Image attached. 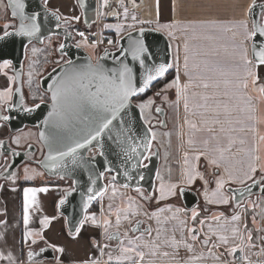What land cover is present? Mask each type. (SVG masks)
<instances>
[{"label": "crops", "instance_id": "0c3cea01", "mask_svg": "<svg viewBox=\"0 0 264 264\" xmlns=\"http://www.w3.org/2000/svg\"><path fill=\"white\" fill-rule=\"evenodd\" d=\"M264 0H256V4ZM7 3V0H5ZM252 0H135V6L132 0H123L121 5L120 0H108V5H104L103 12L99 16L96 24L92 26L94 35H114L117 38L122 37L126 33L143 28L151 27L160 29L165 24H175L180 21V26L170 29L159 30L166 34L173 48V61L179 64V77L181 85L188 83V77L185 75L184 59H185V44L188 45V56L190 69L194 63H198L204 59L212 61L219 72L227 75H215L214 79H219L221 84L218 89L208 88L204 89L201 81L194 80L193 87L189 88L187 95L190 98V106L186 112L184 109V100L181 99L179 107L175 105L177 99L176 89L171 88L166 92L161 91L165 85L172 82L175 77L166 83L160 89L162 98L167 96L164 105L160 106L166 110L168 119L164 131L166 132L165 147L161 151V162L159 167V174L162 180L156 181L155 191L152 197L145 199L146 193L134 191L130 188H125L117 184L113 180L107 181V191L98 200V210L88 212L87 215L95 214L97 224L101 227L94 226L91 220L84 223L80 229L79 234H71L67 228L65 217L59 213L58 203L63 198L64 192L69 189L65 180L51 179L44 171L37 165L32 164L37 168L39 173L43 175H35L33 179L23 180L19 169L16 173L18 177L15 182L11 179L4 180L0 177V253H3L4 258H0V264H27V253L29 250H38L40 248L54 245L57 248H62L63 253L55 252V259L44 261L38 264H88L93 259H99L101 264H106L108 261V252H112V264H116L115 257L120 255L117 248V241H106L103 236V220L108 218L112 224L109 227V232H116V217L110 215L109 205L111 204L114 211L120 207H128L132 205L129 213H121V226L119 232L121 234L127 232L128 238H124L125 245L128 244V239L136 240L135 243L139 246V250L144 251L145 257L140 264H176L179 260L180 264L193 257H203L195 260L194 264H236L234 255L230 254L228 249L234 246H239L243 251L242 257H246L241 264H264V208L258 202L262 196H253L244 200L239 208L235 207L233 199H230L228 204H207L204 199L203 181L197 179L191 186H184L197 192L199 195V203L192 209H187L183 203L181 195L170 196L165 199H159V187L161 182L165 185L169 183H178L183 178V173L193 166H197V170L209 179V191L215 188L214 177L209 173L214 169L208 165V161L203 156L197 162L195 156L205 150H211L217 146L226 149L229 146L228 136L235 139V143L231 145V152L225 151L226 157H231L232 164L237 168H246L248 163V154L259 156L261 159L256 161L259 169L260 164H264V143L259 141V136L264 135V97L257 90H253L252 85L249 84L247 90L243 88L237 89L232 81L235 77L234 72L242 74L243 69L238 67L237 62H233L228 58L226 49L230 52L233 43L230 32L224 31L231 26V22L241 19H247L249 26L252 24V13L247 12V8L251 5ZM48 7L53 11H57L61 17H66L73 23L83 25L82 11L77 0H48ZM124 7L128 9V16H124ZM10 13V10L8 9ZM159 12V15H157ZM253 12V10H252ZM113 13L118 15L114 16ZM2 14V13H0ZM135 15L137 19L132 20ZM79 17V20L73 19ZM216 21V26L210 29H202L199 27L200 22ZM150 23H146L149 22ZM145 22V23H142ZM194 22L196 25L195 31L187 33L182 31L184 25ZM4 23L0 20V25ZM112 27H108V26ZM116 25H122L121 33L116 31ZM134 25V27H130ZM172 35H169V33ZM204 35H211L213 39H204ZM97 49V53L100 50ZM251 58V52L249 53ZM27 59V58H26ZM202 67V66H201ZM193 70V75L198 73ZM261 77L260 84H264V66L255 69ZM12 76V68H0V91L5 90L6 87L12 86L8 81L7 76ZM228 81L229 83H225ZM259 85H257V88ZM15 86H13V91ZM218 93V94H217ZM197 94V95H194ZM203 94L213 96L207 103L211 108H215L220 104V119L224 120L226 115L234 121L240 123H233L232 125L224 124L225 128H237L254 126L255 132H229L225 134L220 133V124L206 125L204 119L199 115L203 109H194V104H203L201 99ZM251 96L252 100L249 104L247 97ZM227 104L229 113L225 114L223 105ZM28 105V104H27ZM30 106V105H28ZM251 108L254 111H247L245 109ZM196 111L197 115H192ZM208 118L214 116V113H207ZM252 116L254 119L249 120ZM191 120L195 123L196 128H190L186 122ZM3 127H0V141L2 133L10 132L9 127L0 122ZM155 127V126H154ZM207 127H213L212 133L207 132ZM11 134V133H10ZM215 135L220 137L219 145L216 140L211 137ZM7 138V137H6ZM4 138V139H6ZM38 138V136H37ZM10 140V138L8 137ZM240 139H244L245 143L240 144ZM189 140L192 143H189ZM209 143L205 145L204 141ZM243 149V151H242ZM185 153L188 154V160L185 161ZM219 155V153H215ZM3 170L0 171V174ZM222 171V169H220ZM261 173L258 170L255 174V179H260ZM23 183H34L33 185L22 186ZM248 183H251L249 181ZM115 185V195L113 194ZM240 184H226L224 191L228 193V187H243ZM47 188V192H37L35 201L28 209L29 222L27 226L24 223V189L25 188ZM15 189V190H13ZM179 192V189H177ZM253 204L255 207H253ZM103 208V211H101ZM163 209V211H161ZM177 209L181 211L177 212ZM139 212V215H132V211ZM195 210L199 213L196 220L191 219L192 212ZM157 214L159 222L157 221ZM176 214V219H172L173 214ZM129 215L128 220H124V215ZM222 214V215H221ZM239 215L241 218L238 221H233V215ZM213 215H220L219 220H213ZM48 218V223H42L45 218ZM255 218V222H253ZM204 220L202 230L198 232L199 239L197 241L191 240L192 233L187 231L193 227L201 229L200 221ZM139 221L140 231H133L137 227ZM186 222V223H184ZM209 225L216 230L213 235L209 232ZM245 225L247 227L245 228ZM152 229L151 235L147 234L148 228ZM238 227L239 235L233 237L232 229ZM157 229H160L159 240H157ZM251 232L252 240H247V233ZM32 233V235H26ZM39 234V235H37ZM219 235H226L229 238V243L223 245L219 241ZM206 236L210 237L209 243L205 246L202 241ZM177 241H186L193 245V251L189 252L183 247L179 248L178 256L174 257L175 249L171 245L172 238ZM35 241V243H33ZM167 241V243H166ZM99 243L101 246L104 243H109L110 248L104 249L105 255H100V249L95 244ZM145 243L155 244L158 247H145ZM249 244L255 247H249ZM216 245V247H213ZM169 252L170 255L165 257L163 252ZM239 251V250H238ZM155 252L156 255L152 253ZM11 255L14 259L9 260L7 257ZM135 257V254H130ZM219 257V259H217ZM138 259V258H136ZM124 264H132V261H126Z\"/></svg>", "mask_w": 264, "mask_h": 264}, {"label": "snow or ice", "instance_id": "6c2138e0", "mask_svg": "<svg viewBox=\"0 0 264 264\" xmlns=\"http://www.w3.org/2000/svg\"><path fill=\"white\" fill-rule=\"evenodd\" d=\"M133 5L135 6V0H132ZM121 5H123V0H120ZM104 5H108V0H104ZM253 8H259V11L254 15V19L252 20L251 27L249 26V22L247 19H241L238 21L231 22V26L223 29L224 31L230 32L232 34L231 39L233 41L231 45V51L229 52L227 49L228 58L237 62L238 67L243 69L242 74L239 72H234L232 75L235 77V80L231 83L239 89L243 88L247 90L249 88V84L252 85L253 90H257L261 97H264V84H260V75L255 69H258L260 66H264V4L257 5L256 0H252L251 5L247 8L248 13H252ZM10 9V13L8 12ZM0 20H3L4 23L0 25V41H6L9 37H22L28 38V43H32L33 38L39 39L42 23L44 20L48 18V15L54 17L57 21L63 19L65 22L67 21L66 17H61V15L57 11L50 10L48 7V0H43L42 4H38L35 9H31L27 3V0H0ZM47 13V15H44ZM114 16L118 15L117 13H113ZM159 15V12H157ZM124 16L127 18L128 9L124 7ZM75 20H79V17H73ZM137 17L135 15L132 16V20L135 21ZM145 23V22H142ZM146 23H150L146 22ZM180 26V21H176L175 24H165L160 27V29L155 30H163L170 29L173 27ZM216 26V21H202L199 24V27L202 29H210ZM59 27V25H57ZM112 27V26H108ZM116 31L118 34L121 33L122 25H116ZM134 27V25L130 26ZM196 25L194 22H190L187 25H184L182 31L187 33L190 30L195 31ZM144 29L139 30V36H133L131 32L126 39L127 46L119 45L117 48V52H108L105 51V55L99 57H90L88 62L85 64H76L72 60H67L64 62L61 67L60 74L56 75L55 78L52 79L51 83L47 86L46 92L50 93L49 101L51 104V110L48 112V119H46L44 123V127L49 129L48 135H45L44 132H41L40 138L47 142L49 153L47 156L48 161H54L55 163L51 165L53 169L56 167H61L64 169H68V163L66 162L69 158L71 164L73 166L84 167L85 164H93L95 161V157H92L91 161H86L81 155L80 150L87 149L89 146H94L93 142H96L100 151L99 155L104 157V144L103 138L107 134L108 140H114L116 145L118 146L120 153L122 154L123 162L127 163V161L135 160V163L131 164V168L133 170L144 167L147 168L148 165L144 163L145 160L150 159L151 156V147L152 142L156 138V133L152 131L151 128H145L143 136L135 135L133 132V128L131 127V121H126L125 117L129 115L132 107H137L140 111L141 116L143 117L144 111L146 108L155 103V100L152 98H148L147 100H142L141 97L144 93H146L160 78H163L166 73H168L169 69L173 68V64L167 63H157L156 60L152 59L154 53L150 51L149 46L145 43L144 40ZM80 37H85L84 32L77 33ZM169 35H172L170 32ZM202 38L204 39H213L211 35H204ZM109 44H112L113 41L109 40ZM79 47H88L87 44H77ZM66 45L60 44L59 51L63 56L64 49ZM91 47H95V44L91 45ZM39 49L33 47L32 53L35 55ZM188 45L185 44V59H184V69L185 75L188 77V83L181 85L180 77H179V64L176 63V71L177 75L175 79L166 84L165 88L161 91H167L168 89L175 88L177 99L175 100V105L179 107L181 99L184 100V109L187 112L190 106V98L187 95V91L189 88L193 87V81L199 80L202 83L204 89L214 88L218 89L220 87V80L214 79L215 75L223 76L227 75L226 73L219 72L217 70L216 65L208 60L204 59L198 63H194L192 68L189 66V56H188ZM251 52V58L249 53ZM112 58L111 66L107 65L105 61L108 57ZM57 63H60L57 61ZM202 66V67H201ZM12 61L5 60L3 63H0V68H12ZM199 70L198 73L194 76L193 70ZM22 75L21 71L17 72L12 76H7L8 81H10L12 86H8L5 90L0 91V121L8 122L10 121V115L3 114L5 111H10L16 106L12 103L13 99V86L16 85L17 80L20 79ZM32 78L33 72L30 70L28 72V86L31 89L32 87ZM225 83H229L225 81ZM23 81H21V85ZM257 85L259 87L257 88ZM39 86V85H37ZM19 91V101H20V110H23L27 113L34 112L37 108L41 106V104L45 103V97L43 95L36 96L33 95L34 100H38L39 102L34 105V107H25V97L22 91V87L18 89ZM218 94V93H217ZM157 96L160 95L159 92L156 93ZM197 95V94H194ZM213 96H209L208 94H203L201 99L204 101L203 104H194V109H203L199 113V115L204 119V123L206 125H215L220 124V133L225 134L229 132H244L250 131L255 132L256 128L254 126L240 127L237 128H225L224 124L232 125L233 123H240V121H234L231 118H226L224 120L220 119V104H217L215 108H211L207 103L210 99H213ZM164 99L167 100V96H164ZM252 97H247V101L251 102ZM224 113H229V108L227 104L223 105ZM249 112L254 111V109L247 108L245 109ZM156 112H161V108H156ZM212 112L214 116L208 118L207 113ZM192 115H197L196 111L192 112ZM249 120L254 119V117L249 116ZM114 122H116L114 124ZM189 124L190 128L195 129L196 125L191 120L186 121ZM264 122V121H261ZM143 123L145 125L149 124L150 121L148 119H144ZM0 127H3L0 124ZM207 132L212 133L214 131L213 127H207ZM114 133V135H113ZM212 140L217 141V145H219L220 137L213 135L211 137ZM229 146L226 149H222L219 146L211 149L205 150V152L199 153L195 156V160L198 162L201 159V156L208 161V165L214 170L209 173L210 176L214 177L215 188L209 191V179L205 177V175L197 170V166H193L185 171L182 175L183 178L178 183H169L165 185L161 182L159 187L160 197L159 199H165L170 196L183 195L185 191L184 186L193 185L197 179L203 181L204 187V199L207 204H228L230 199H235L236 204L235 207L239 208L243 199L246 196H250L253 192L254 187H259V191L264 193V164H260L259 169L257 167L256 161L260 160L259 156H253L251 153L248 154V163L246 168L237 169L231 162V157H226L224 155L225 151L231 152V145L235 143V139L231 136H228ZM259 141L264 143V135L259 136ZM17 146L20 145V138L17 137L13 141ZM240 144H244L245 140L240 139ZM189 143H192L189 140ZM205 145L209 143L208 140L204 141ZM29 147L31 145L29 144ZM5 145L3 141H0V150L4 149ZM143 148V152L141 151ZM243 151V149H242ZM147 153V154H146ZM215 153H219V155H215ZM0 155H3V152L0 151ZM19 153L16 151H11V156H18ZM188 160V154L185 153V161ZM5 167L11 168L10 164H5ZM44 167H49L47 163L44 164ZM222 169V171H220ZM108 171H112L113 169L109 166L107 168ZM260 171L261 176L260 179H255V174L257 171ZM28 169L25 168L24 179H32V176L28 175ZM35 171V170H33ZM74 171V169H73ZM93 168H89L88 180L91 182L92 187L87 189V192L90 193L87 195V199L84 203V212L85 215L83 219L79 222V227L76 228V234H79L80 229L84 226V223L88 220L92 221V224L97 227H101L100 224H97V218L95 214L89 216L87 215L88 206L96 199V196H103L107 191L105 188L103 191L96 192L94 191V186L96 184V179H100L104 177V173L100 172L96 175V178H93ZM35 175H43L42 173L35 172ZM123 175L131 180L133 177L130 173L125 170ZM5 179H11L13 182L17 180V176L9 172L5 177ZM64 176H61L63 179ZM113 181L116 180V176L113 175L111 178ZM145 177L143 175H139V180H144ZM157 180H162L159 173L156 174ZM251 181L252 183H248ZM226 184H240L246 185V187L233 189L229 188L228 193L226 194L224 191ZM123 187L127 188L128 184H123ZM115 195V185H113ZM179 189V192H177ZM15 190V189H13ZM47 188H25L24 189V223L27 226L29 222L28 209L30 205L35 201V196L37 192H47ZM74 189L66 190L67 194H71ZM137 192H140L143 195L141 189L139 187L136 188ZM83 196L84 193H81ZM149 197H145L148 199ZM65 200L62 199L60 204H64ZM253 207L255 205L253 204ZM110 215L116 217V232H109V227L112 222L110 219L105 218L103 220V236L106 241H117V248L120 255L115 257L116 264H124L126 261H132V264H140L144 260L145 253L144 251L139 250V246L136 245L135 241L140 240L141 238L138 236L135 240L128 239V244L125 245L124 239H122V235L124 238H128L127 232L121 234L119 232V228L121 226V213H129L132 209V205L129 204L128 207H120L112 210L111 204L109 205ZM103 211V208H101ZM163 211V209H161ZM181 211V209H177V212ZM132 215H139V212L132 211ZM154 216H157V221L159 222V217L157 214L153 213ZM199 215L198 212L193 210L191 219L193 221L196 220V217ZM222 215V214H221ZM213 220H219L221 218L220 215H213L211 217ZM239 215H233L232 220L238 221L240 220ZM124 220L129 219V215L123 216ZM172 219H176V214H173ZM253 222H255V218H253ZM45 225L48 223V218L46 217L44 221H42ZM139 221H137V227L133 229V231H140ZM186 223V222H184ZM204 220L200 221L201 229H197L195 227L191 229H187L192 233L191 240L197 241L199 239L198 232L202 230ZM247 225H245V228ZM233 237H237L239 235V228L235 227L232 230ZM147 234L151 235L152 229L149 227L146 230ZM159 232L160 229H157V240H159ZM209 232L213 235L216 234V230L209 225ZM26 235H32V233H26ZM39 235V234H37ZM210 237L206 236L202 243L207 246L209 243ZM247 240H252L251 232L247 233ZM219 241L223 245H227L229 243V238L226 235H219ZM35 243V241H33ZM167 243V241H166ZM181 244L185 249L189 252L193 251V245L188 244L186 241H177L174 237L171 240V245L176 250L173 254L174 257L178 256L179 248ZM95 246L100 249V255H105L104 249L110 248L109 243H104L102 246L99 243H96ZM145 247H158L157 245L145 243ZM49 247L53 248V250L63 253L62 248H57L54 245H49ZM216 247V245H213ZM249 247H255V245L249 244ZM47 248L41 249V252L46 251ZM243 251L239 246H234L228 249L229 253L235 255L237 251ZM264 252V249L261 250ZM135 254L133 257L132 254ZM156 255L155 252L152 253ZM38 255V253H34L32 251L28 252L29 259H32L34 256ZM163 256L168 257L170 255L169 252L165 251L162 253ZM108 261L106 264H112L113 255L112 252L107 253ZM0 258L3 257V253H0ZM9 260H13L14 258L9 255L7 257ZM138 258V259H136ZM203 257H193L189 260L183 262V264H194L195 260L202 259ZM219 259V257H217ZM240 259L246 260V257H240ZM59 264V261H57ZM88 264H101L99 259H93ZM176 264H180V261L177 260Z\"/></svg>", "mask_w": 264, "mask_h": 264}, {"label": "water", "instance_id": "95a60500", "mask_svg": "<svg viewBox=\"0 0 264 264\" xmlns=\"http://www.w3.org/2000/svg\"><path fill=\"white\" fill-rule=\"evenodd\" d=\"M77 1L82 11L83 25L87 28H91L94 24L97 23L99 16L103 12L104 0H77ZM27 3L31 9H35L38 4L43 3V0H27ZM260 4H264V1L258 3L257 5ZM258 11L259 8H253L252 19H254L253 14L257 13ZM44 15H47V13H45ZM57 25H59V27H57ZM75 25L76 24L73 23L71 20H67L65 22V20L61 19L57 21L54 17L48 15V18L44 20L42 23L39 39L33 38L32 43L30 44L28 43V38L15 37V36L7 38L6 41H0V63H3L5 60H11L13 65L12 67L13 75L21 71L22 69V75L20 76V79L17 80L15 89L13 91L14 95H13L12 103L16 107L10 111H5L3 113L6 115H10L11 117L10 121L8 122L0 121V122L5 123L9 127L11 134L18 133L19 131L25 129L26 127L36 128L38 141L43 150L42 157L40 159H35L34 156L39 151V147L37 145L30 144L31 147H29L28 145L26 149H16L10 145V140L8 138L1 140L4 142L5 148L1 150L3 152V155H0V159L2 157H8L11 168L6 167L1 172L0 177L4 180H9L10 178L9 179L4 178L9 172L16 175L19 167L22 164H24L25 162H30L39 166L44 171V173L51 179L72 181V186L69 189H74V191H72L70 195L67 194V192L65 191L62 198L65 200V203L62 205L60 204V201L62 199L58 203L59 213L65 217L67 228L71 234L76 233V228L79 227V222L83 219L85 215L84 203L87 199V195L90 194L87 192V189L89 187H92L91 182L88 180L89 168L94 169L93 172L94 179L96 178V175H98L100 172H103L105 174L103 178L96 179V184L94 186V191L96 192L103 191L105 188L107 189L106 176L110 174L112 176L113 175L116 176L115 182L117 184L123 186V184L127 183L128 188L134 191H136V188L139 187L142 193L145 192L146 193L145 196L150 198L153 196L155 191L156 181H157L156 174L159 173V167L161 162L160 149L153 141L150 150L152 153L150 159L144 161V163L147 164L148 167L147 168L139 167L133 170L131 168V164L135 163L136 161L132 160V161H127V163L123 162L122 154L120 153L118 146L116 145L114 140H108L106 134L105 137L103 138L104 152H105L104 157H101L99 155L100 149L98 145H96L95 141L93 142L94 146H89V148L87 149L80 150V155L86 161H91L92 157H95V161L93 162V164H85L84 167L73 166L69 158L66 161L68 163V169H64L61 167H56L55 169H53L51 167V165H53L55 162L47 160L49 148L47 142L42 140L39 135L41 132H44L45 135H48L49 132V129H46L44 127L43 122L46 119H48V112L51 110L50 101L49 100L45 101V103L41 104V106L32 113L24 112L23 110H20L18 89L22 87V91L25 97L24 106L34 107L35 104L30 106L27 105V98L25 95L24 84L21 85V81H24V63L27 58V49L33 43L43 44L45 40L48 38H52V37L61 38L60 44H65L66 47L64 49L65 54L62 56L58 46L57 52L59 55L65 57L66 61L72 60L76 64L82 65L88 62L89 58L92 56L83 47L78 48L76 46L77 44L73 43L74 34L72 32V28ZM140 29L141 28L130 32L133 34V36H139ZM142 29L145 30L143 37L145 43L149 46L150 51L154 53L152 59L156 60L157 63L162 62V63L172 64L173 48L169 37L163 32L159 30H155V28L143 27ZM128 35L129 32L123 35L122 37H120L118 41V46L119 45H124L125 47L127 46L126 39ZM117 48L104 49L99 54V56L105 55L106 50L108 52H116V54L119 55V52L116 51ZM105 63L111 66L112 58L109 56L108 59L105 61ZM63 64L64 62L58 64L40 79V87L44 92H46V88L51 83L52 79L55 78L56 75L60 74V70ZM163 78H160L157 81H155L153 86L147 92L152 90V88ZM46 93L48 94V97H50V93L48 92ZM146 93H144L143 95H145ZM156 108L162 109L161 112H156V113L161 118V122L159 123V125L165 127L166 110L162 107H156ZM144 119L145 118L144 116L143 117L141 116L139 109L135 107V102H134V106L129 112V115L125 117V120L131 121V127L133 128V132L135 135L142 137L145 128H151L153 131L154 126H151L149 124L145 125L143 123ZM115 123L116 122H114V124ZM13 150L18 152L19 155L15 157L11 156V151ZM141 151L142 152L144 151L143 148H141ZM45 163H47L49 167L47 168L44 167ZM109 166L113 169L112 171L107 170ZM125 170H127L130 173V175L133 177L131 180L127 179L123 175ZM139 175H143L145 179L139 180ZM61 176H64V178L61 179ZM243 187H246V185ZM229 188L238 189L242 187H228V189ZM81 193H84V195L82 196ZM253 196L264 197V193H261L259 191L258 186L254 187L252 194L250 196H246L243 199V201ZM100 197L101 196L97 195L96 199L91 201V203L88 206V210L86 214H88L90 208L97 202V200H99ZM181 197L187 209L194 208L200 201L197 192L186 187L184 194L181 195ZM233 200L234 203L236 204V200L235 199ZM44 248H47V250L41 252V249ZM29 251L38 253V255L34 256L32 259H29L27 253V264H38L44 261H50L55 259V252L53 248L49 246L40 248L38 250H29ZM240 257H242V253L240 251H237V253L234 255L236 264H241L242 260L240 259Z\"/></svg>", "mask_w": 264, "mask_h": 264}, {"label": "rangeland", "instance_id": "374dc122", "mask_svg": "<svg viewBox=\"0 0 264 264\" xmlns=\"http://www.w3.org/2000/svg\"><path fill=\"white\" fill-rule=\"evenodd\" d=\"M112 35V34H111ZM114 36V35H113ZM61 43V38L58 37H52L45 40L43 44H31L27 49V59L24 63V90L25 95L27 98V104L28 105H34L38 103V100L33 99V95L40 96L43 95L45 99L48 98V94L44 92L40 87V79L48 73L52 68L57 66V59H60L62 56L58 54L57 48ZM88 45V44H87ZM93 44H89L88 47H84V49L92 56V57H98L99 54L103 51L101 48L98 47H91ZM35 47L39 49V51L33 55L32 48ZM100 50V52L97 53V49ZM173 68L175 69L176 63L173 61ZM33 72V78H32V87L31 89L28 86V72ZM39 85V86H37ZM162 89V88H160ZM160 89H153L151 94L147 97H141L142 100H147L148 98H152L155 100V103L149 106L144 111V118L148 119L150 121L149 125L155 126L153 127V132L156 133V138L154 140V143L159 147L160 153L165 147V139H166V132L164 131V127L160 126L159 123L161 122L160 116L156 113L155 109L156 107H160L164 105V98L161 97V95L157 96L156 93L160 92ZM168 115L165 117V120L167 122ZM2 139L4 138H10V145L13 148L16 149H26V147L29 144H35L39 147L38 153L34 156L35 159H40L43 155L42 147L38 141L37 138V129L32 127H26L25 129L19 131L15 134H10V132L6 133L5 131L1 134ZM19 137L20 138V145L17 146L13 141ZM5 164H9V158L8 157H2L0 159V171L4 170ZM27 168L28 175L35 178V172H39L37 168H34L30 162H25L19 167V172L21 173V178L24 179V169ZM35 170V171H33ZM32 178V179H33ZM111 175L106 176V180H112ZM65 182L68 184V187L70 188L72 186V181L65 180ZM261 204L262 209L264 208V199L261 198V200L258 202Z\"/></svg>", "mask_w": 264, "mask_h": 264}, {"label": "built area", "instance_id": "2783aa9c", "mask_svg": "<svg viewBox=\"0 0 264 264\" xmlns=\"http://www.w3.org/2000/svg\"><path fill=\"white\" fill-rule=\"evenodd\" d=\"M72 32L74 34L73 43L75 44H95L96 47L104 49H116L118 46V41L120 38H117L113 35H94L92 27L87 28L85 26H81L76 24L72 28ZM78 32H84L85 37L87 38L85 40L84 37H80L77 33ZM109 40H112L113 43L109 44ZM84 48V47H83Z\"/></svg>", "mask_w": 264, "mask_h": 264}, {"label": "trees", "instance_id": "16d2710c", "mask_svg": "<svg viewBox=\"0 0 264 264\" xmlns=\"http://www.w3.org/2000/svg\"><path fill=\"white\" fill-rule=\"evenodd\" d=\"M175 77V69H170V71L167 73V75L160 80L153 88V89H160L162 88L166 83H168L169 81H171L173 78ZM152 90H150L149 92H147L145 95H143L142 97H147L151 94ZM110 175V174H108ZM112 176V175H111ZM34 183H23L22 186H28V185H33ZM98 210V200L97 202L90 208L89 212H94Z\"/></svg>", "mask_w": 264, "mask_h": 264}, {"label": "flooded vegetation", "instance_id": "af4514ba", "mask_svg": "<svg viewBox=\"0 0 264 264\" xmlns=\"http://www.w3.org/2000/svg\"><path fill=\"white\" fill-rule=\"evenodd\" d=\"M57 61H59L60 63H63V62L66 61V58L65 57H61L60 59H57ZM60 63H57V65L60 64ZM47 100H49V97L47 99H45V101H47Z\"/></svg>", "mask_w": 264, "mask_h": 264}]
</instances>
